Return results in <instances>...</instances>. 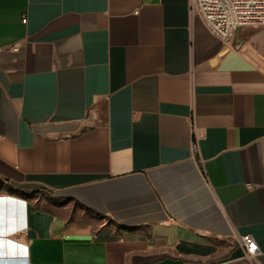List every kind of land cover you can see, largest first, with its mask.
<instances>
[{
	"label": "crops",
	"instance_id": "obj_1",
	"mask_svg": "<svg viewBox=\"0 0 264 264\" xmlns=\"http://www.w3.org/2000/svg\"><path fill=\"white\" fill-rule=\"evenodd\" d=\"M192 5L0 0V264H264V27Z\"/></svg>",
	"mask_w": 264,
	"mask_h": 264
},
{
	"label": "built area",
	"instance_id": "obj_2",
	"mask_svg": "<svg viewBox=\"0 0 264 264\" xmlns=\"http://www.w3.org/2000/svg\"><path fill=\"white\" fill-rule=\"evenodd\" d=\"M192 3V10L224 42H230L244 26L264 27V0H192ZM241 243L248 257L258 251L251 235L242 236Z\"/></svg>",
	"mask_w": 264,
	"mask_h": 264
},
{
	"label": "trees",
	"instance_id": "obj_3",
	"mask_svg": "<svg viewBox=\"0 0 264 264\" xmlns=\"http://www.w3.org/2000/svg\"><path fill=\"white\" fill-rule=\"evenodd\" d=\"M8 192L11 193V194H16V193H18V189H11V188H10V189L8 190Z\"/></svg>",
	"mask_w": 264,
	"mask_h": 264
}]
</instances>
